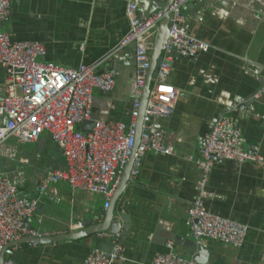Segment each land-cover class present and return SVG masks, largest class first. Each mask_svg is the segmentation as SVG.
Listing matches in <instances>:
<instances>
[{
  "label": "crops",
  "instance_id": "crops-1",
  "mask_svg": "<svg viewBox=\"0 0 264 264\" xmlns=\"http://www.w3.org/2000/svg\"><path fill=\"white\" fill-rule=\"evenodd\" d=\"M152 1L163 2L136 0L140 18ZM10 3L9 21L0 30L13 41L43 46L37 62L70 69L99 62L98 74L113 71L114 89L93 92L92 113L103 121L128 123L134 47L117 49L128 30L125 1ZM182 12L185 30L209 47L193 59L174 60L168 82L177 92L176 101L168 112H151L155 125L166 133V148L174 155L143 157L136 180L127 184L113 205L110 227L109 222L105 224L111 239H99L97 233L56 244H20L11 257L15 264H87L90 251L109 250L112 242L123 247L125 258L112 264H150L155 254L163 252L185 259L196 254V264H264V168L215 160L210 172L205 206L247 227L242 247L209 239L196 247L188 219L201 179L203 139L220 114L231 110L229 117L241 130L244 147L256 148L264 160V95L257 96L264 86V0H193ZM3 80L0 66V86ZM6 121L0 109V140ZM7 142L16 150L10 159L0 156V172L13 182L19 199L36 201L30 227L61 234L105 223L108 200L99 194L62 182L40 192V181L65 167L48 133L43 132L33 145Z\"/></svg>",
  "mask_w": 264,
  "mask_h": 264
},
{
  "label": "built area",
  "instance_id": "built-area-1",
  "mask_svg": "<svg viewBox=\"0 0 264 264\" xmlns=\"http://www.w3.org/2000/svg\"><path fill=\"white\" fill-rule=\"evenodd\" d=\"M124 1L128 30L117 49L132 44L135 67L128 123L103 121L92 113L93 92L113 91L116 82L113 71L98 74L99 62L78 69L37 62L36 58L44 52L43 46L37 42L13 41L7 32L0 30V66L4 70L0 109L7 115L5 136L0 140V156L13 157L16 146L9 144V139L18 144L33 145L43 132L48 133L56 143L65 167L54 170L40 181L41 193L49 184L62 182L72 189L99 194L109 200L132 152L128 183L136 180L137 170L146 154L174 155L166 148V133L155 125L151 112H168L176 101L177 92L168 82L174 60L193 59L209 46L192 37L184 28L182 9L193 0H173L166 11L157 10L143 20L139 18L136 0ZM10 2L0 0V27L9 21ZM168 15L171 16L169 35L159 67L150 82L141 132L133 149L143 87L150 66L149 47L156 38L159 24ZM262 95L264 86L257 92V96ZM230 113L231 110H226L220 114L203 139L198 166L201 179L188 217L191 235L198 248L203 239L240 248L247 235L244 224L218 216L205 206L206 187L214 161L252 163L257 168H264V160L257 149L244 147L241 130L229 117ZM90 122L89 129H81L83 124ZM13 188V182L0 172V252L7 247L0 264H15L11 257L18 245L10 244L25 238H51L69 233L37 231L26 226L25 220L30 221L34 215L36 201L19 199ZM97 236L111 239V235L105 232ZM56 242L59 241L53 244ZM195 255L185 259L171 252L157 253L150 264H196ZM115 260H125L124 250L119 243L112 242L109 250L90 251L86 263L112 264Z\"/></svg>",
  "mask_w": 264,
  "mask_h": 264
},
{
  "label": "water",
  "instance_id": "water-1",
  "mask_svg": "<svg viewBox=\"0 0 264 264\" xmlns=\"http://www.w3.org/2000/svg\"><path fill=\"white\" fill-rule=\"evenodd\" d=\"M173 0H163V2H158V1H152V3L150 4L149 8L146 10V13L140 18V20H143L145 18H147L149 15H151L153 12L157 11V10H163L166 11L169 6L171 5ZM193 5H195V1L193 3ZM171 16H166L163 21L159 24V30L158 33L156 35V38L152 44L151 47V55H150V66H149V70L147 72V76L145 79V83H144V87H143V94L141 97V102H140V109H139V116H138V120H137V126H136V132H135V140H134V147L133 149L136 148L138 139H139V135L141 132V125H142V119H143V113L145 110V105H146V99L148 97V92H149V87H150V82L152 80V76L155 73V71L157 70V68L159 67L160 64V60L162 58L163 52H164V47L169 35V20H170ZM92 123H85L82 125V129H89L91 127ZM132 163H133V152L130 155V157L128 158L123 171L121 173V180L119 185L117 186L115 192L113 193V195L110 197V199L108 200V206H107V212H106V221L104 224L98 225V226H93L81 231H73V232H69L67 234H63V235H58L55 237H51V238H39V239H30V238H25L20 240L17 243H13L10 244L9 246H16V245H20V244H50L53 243L55 241H67V240H77V239H81L84 237H87L89 235L92 234H97L100 232H105L106 230H109L110 228V220L113 218L112 215V209H113V205L115 203V201L122 195V193L124 192L127 184H128V179H129V174L131 172V168H132ZM106 222L107 225L105 226ZM25 225L28 226L29 225V220H25ZM116 229V225H114V227L111 228V231L114 232V230ZM7 247L2 248L1 252H0V263H2L4 261V252L5 249ZM196 260V259H195Z\"/></svg>",
  "mask_w": 264,
  "mask_h": 264
},
{
  "label": "rangeland",
  "instance_id": "rangeland-1",
  "mask_svg": "<svg viewBox=\"0 0 264 264\" xmlns=\"http://www.w3.org/2000/svg\"><path fill=\"white\" fill-rule=\"evenodd\" d=\"M150 48H151V46H150Z\"/></svg>",
  "mask_w": 264,
  "mask_h": 264
}]
</instances>
